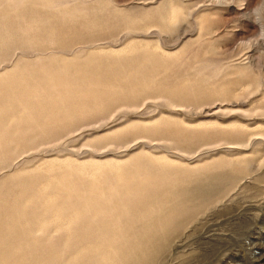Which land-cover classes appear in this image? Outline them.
Returning a JSON list of instances; mask_svg holds the SVG:
<instances>
[{
	"label": "rangeland",
	"instance_id": "obj_1",
	"mask_svg": "<svg viewBox=\"0 0 264 264\" xmlns=\"http://www.w3.org/2000/svg\"><path fill=\"white\" fill-rule=\"evenodd\" d=\"M0 264H264V0H0Z\"/></svg>",
	"mask_w": 264,
	"mask_h": 264
},
{
	"label": "clouds",
	"instance_id": "obj_2",
	"mask_svg": "<svg viewBox=\"0 0 264 264\" xmlns=\"http://www.w3.org/2000/svg\"><path fill=\"white\" fill-rule=\"evenodd\" d=\"M229 4H231V2H230ZM229 4H226V5H229ZM254 22H255V21H254Z\"/></svg>",
	"mask_w": 264,
	"mask_h": 264
},
{
	"label": "bare ground",
	"instance_id": "obj_3",
	"mask_svg": "<svg viewBox=\"0 0 264 264\" xmlns=\"http://www.w3.org/2000/svg\"><path fill=\"white\" fill-rule=\"evenodd\" d=\"M253 243V242H252ZM259 248V247H258ZM247 249V248H246ZM250 251V250H249ZM263 258V257H262ZM254 262V261H253Z\"/></svg>",
	"mask_w": 264,
	"mask_h": 264
}]
</instances>
